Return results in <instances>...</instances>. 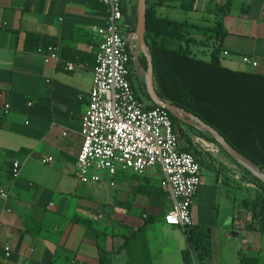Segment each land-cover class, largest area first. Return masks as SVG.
Returning a JSON list of instances; mask_svg holds the SVG:
<instances>
[{
  "label": "crops",
  "instance_id": "obj_1",
  "mask_svg": "<svg viewBox=\"0 0 264 264\" xmlns=\"http://www.w3.org/2000/svg\"><path fill=\"white\" fill-rule=\"evenodd\" d=\"M95 1L0 0V189L8 194L6 201L0 199V264H184L187 234L164 223L170 200L135 193L137 185L162 188L159 169L139 179L120 175L113 186L91 182L99 186L90 187L91 183L83 184L75 176L82 142L80 120L92 88L99 43L96 29L105 20ZM123 1L127 14H132L135 0ZM227 2L230 8L225 15L218 17L211 11ZM163 7H156V14L168 18ZM167 7L180 8L179 3ZM185 11L190 20H173L187 23L192 56L209 60L216 22L221 20L226 32L221 65L264 75V0H194L192 9ZM208 12L213 20L203 15ZM28 34L38 38L37 48L26 47ZM47 45L57 48L59 61L44 63ZM244 56L257 66L244 64ZM68 64L72 69H67ZM142 95L148 99L145 91ZM5 104L10 105L8 112ZM145 104L151 105L149 99ZM178 123L180 149H188L198 162L207 154L215 159L200 165L214 171L216 186L234 187L238 204L254 195L256 188L247 186L253 183L245 180L221 148L196 133L206 131L197 124ZM48 157L52 161L43 164L41 160ZM15 161L21 168L18 177L12 178ZM103 183L111 189L107 202L100 200ZM198 190L191 219L192 227L208 234L206 264H240L237 238L242 233L240 243L248 245L257 238L245 229L247 212L238 206L213 232L216 214L211 225L198 224L194 210ZM234 202L228 206L232 210ZM262 235L259 241L264 245Z\"/></svg>",
  "mask_w": 264,
  "mask_h": 264
},
{
  "label": "built area",
  "instance_id": "obj_2",
  "mask_svg": "<svg viewBox=\"0 0 264 264\" xmlns=\"http://www.w3.org/2000/svg\"><path fill=\"white\" fill-rule=\"evenodd\" d=\"M98 1L106 13L104 23L96 29L99 43L92 88L80 120L82 142L75 161V176L83 184L108 182L113 186L120 175L140 176L150 168H157L162 174V189L171 202L164 223L185 231L192 225L191 206L201 185V166L193 154L180 150L179 132L169 112L158 106L147 108L149 105L133 87L131 49L137 45L134 32L128 30L121 0ZM59 59L57 48L47 45L44 63ZM242 61L257 66L247 56ZM66 67L72 69L71 64ZM9 110L10 105L5 104L4 111ZM51 161V157L41 160L43 164ZM20 168V162L12 163V178L18 177ZM247 186L255 188L254 184ZM0 199H8L2 189Z\"/></svg>",
  "mask_w": 264,
  "mask_h": 264
},
{
  "label": "trees",
  "instance_id": "obj_3",
  "mask_svg": "<svg viewBox=\"0 0 264 264\" xmlns=\"http://www.w3.org/2000/svg\"><path fill=\"white\" fill-rule=\"evenodd\" d=\"M193 1L147 0L145 43L152 60L155 92L161 100L183 109L217 131L234 150L264 173V75L232 71L221 65V42L226 34L221 20L216 22V38L210 58L206 61L191 55L188 45L192 39L186 37V22L159 17L156 14V7L174 3H179L183 10H191ZM121 2L124 17L129 25L128 30L134 32L135 7L132 14L128 15L124 1ZM94 6L106 13V8L98 0ZM213 8L211 11L220 17L228 12L230 3ZM181 42H184V45ZM38 46V38L28 34L26 47L35 49ZM139 59L143 70H147V61L143 54ZM142 85L145 91L144 84ZM152 107L155 105L147 106ZM169 116L176 127L178 120L170 114ZM196 133L219 147L209 133ZM180 150L190 153L188 149ZM224 154L242 171L245 180L253 183L256 188L252 197L244 198L238 204L248 215L245 229L264 234V184ZM195 160L198 161L196 157ZM133 179H139V176L135 175ZM135 193L155 197L164 202L169 200L167 193L160 187L137 185ZM165 208L167 209V206ZM146 222L148 223L147 218ZM185 232L188 245L182 252L184 264H206V230L191 225ZM101 247L102 242L99 241L98 248ZM247 249L251 250V247L248 246ZM238 256L240 264H259L258 256L245 255L242 249L238 251Z\"/></svg>",
  "mask_w": 264,
  "mask_h": 264
},
{
  "label": "rangeland",
  "instance_id": "obj_4",
  "mask_svg": "<svg viewBox=\"0 0 264 264\" xmlns=\"http://www.w3.org/2000/svg\"><path fill=\"white\" fill-rule=\"evenodd\" d=\"M135 2L137 3V0H135ZM137 6V5H136ZM136 6H135V20H136ZM162 9H164V11L162 10V12H164V16H167L168 18L171 19H176L179 21L182 20H190L191 15L188 14L185 10L180 9L178 7H163ZM204 16L208 17L209 19L213 20V14L212 13H203ZM136 24V22H135ZM200 47V45H198ZM202 46V45H201ZM202 48V47H201ZM205 48V47H203ZM137 53L138 56L140 58L141 56V50L140 48L137 46ZM146 71V70H144ZM144 80V76L143 74H141V81ZM141 99L146 103L148 102V99L143 96L140 92H139ZM179 127V125H177V128ZM224 155V157L229 161L230 159H228V157H226V155L224 153H222ZM213 160V161H212ZM207 161L210 162H216L215 159L211 156V155H206L203 160L201 159V161L199 162V164H203V163H207ZM232 163V162H231ZM233 164V163H232ZM202 166V165H200ZM154 170H156V168H150L148 169L145 173L147 176H152ZM242 172V171H241ZM201 185L199 187L198 190V196L196 198V200L194 201L195 203V208L194 210L196 211V213L199 216V225H211V219H213L214 214H216L215 216V221H214V225L212 227L213 232L215 231L216 228L220 227L222 224V220L223 218H225V216L227 215H231L232 212H237L238 209V201L236 199V201L234 200L236 197V191L234 189V187H225V188H221L220 186H216L215 185V173L213 170L207 168L206 166H202L201 167ZM121 178V176H118L116 179ZM236 182V181H235ZM88 184V183H86ZM90 184V183H89ZM236 184V183H235ZM90 187H94V186H99V185H95L93 183H91L89 185ZM101 188V192L102 194V198L100 199L101 201H109V197H110V193H111V189L110 187L103 183V185L100 187ZM235 201V202H234ZM233 202L235 203V209L232 210L230 209L228 206L229 204H233ZM138 211V210H137ZM256 234L257 238L254 240H249L248 243L250 242L249 245H251V250H248L247 247L249 246L248 244L244 243H240V240H242L243 235L241 233V237L237 238V243L239 242L240 244V248L242 249L243 253L245 255H258L259 256V248H261V252H260V261L259 264H263L264 263V245H262V241L259 239H261V236H263L260 233H254ZM212 239L214 241V233H212ZM244 239V238H243ZM215 242V241H214ZM213 247V251L215 250V246L212 242ZM263 262V263H262Z\"/></svg>",
  "mask_w": 264,
  "mask_h": 264
},
{
  "label": "water",
  "instance_id": "obj_5",
  "mask_svg": "<svg viewBox=\"0 0 264 264\" xmlns=\"http://www.w3.org/2000/svg\"><path fill=\"white\" fill-rule=\"evenodd\" d=\"M146 7L147 0H137L136 6V26H135V42L136 45L140 48L141 53L146 58L147 61V70L144 71L137 53V47L131 49L133 56L134 69L137 73L143 74L144 83H145V92L151 102V104L162 107L169 112L178 122L184 124H197L199 129L209 133L215 142L219 145L221 150L226 153L236 164L240 165L246 169L250 174L258 179L262 184H264V173H262L257 166H255L251 161L245 159L240 155L236 150H234L226 140L214 129L203 123L199 118L193 116L192 114L184 111L181 108H178L175 105L169 104L161 100L155 92L153 85V66L151 56L148 53V48L145 43V32H146ZM133 41H131V44Z\"/></svg>",
  "mask_w": 264,
  "mask_h": 264
},
{
  "label": "flooded vegetation",
  "instance_id": "obj_6",
  "mask_svg": "<svg viewBox=\"0 0 264 264\" xmlns=\"http://www.w3.org/2000/svg\"><path fill=\"white\" fill-rule=\"evenodd\" d=\"M131 80H132V84H133V87L138 91L140 92L141 94L144 92L143 91V83H144V80L141 81V74L137 73L134 69V72L132 73V77H131Z\"/></svg>",
  "mask_w": 264,
  "mask_h": 264
}]
</instances>
